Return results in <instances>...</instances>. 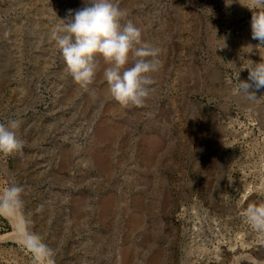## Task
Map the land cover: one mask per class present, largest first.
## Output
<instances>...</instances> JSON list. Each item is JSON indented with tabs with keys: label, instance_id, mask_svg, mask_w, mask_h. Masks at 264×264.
I'll use <instances>...</instances> for the list:
<instances>
[{
	"label": "rangeland",
	"instance_id": "374dc122",
	"mask_svg": "<svg viewBox=\"0 0 264 264\" xmlns=\"http://www.w3.org/2000/svg\"><path fill=\"white\" fill-rule=\"evenodd\" d=\"M230 2L120 0L162 48L152 99L124 108L102 61L84 91L50 39L83 0H0V122L19 121L24 141L0 154V192L24 188L25 215L56 264H192L185 232L200 212L228 237L249 203L264 202V88L250 89L255 100L238 93L264 46L250 0ZM15 229L0 216V264H32ZM246 253L231 260L255 264Z\"/></svg>",
	"mask_w": 264,
	"mask_h": 264
},
{
	"label": "clouds",
	"instance_id": "9594fccd",
	"mask_svg": "<svg viewBox=\"0 0 264 264\" xmlns=\"http://www.w3.org/2000/svg\"><path fill=\"white\" fill-rule=\"evenodd\" d=\"M246 7L252 11V38L264 46V0H250V6ZM127 16L120 0H83V6L69 10L67 18H57L50 39L64 61L66 75L82 90L88 91L94 84L102 61L103 79L112 99L124 108H143L155 93V75L162 67V48L143 39L141 30ZM245 69L248 79L239 80L238 93L255 100V91L250 89L264 88V60L252 61ZM19 126L17 120L0 122L3 156L22 151L24 141L17 135ZM23 197L22 186L9 184L4 188L0 192V216L16 221L17 242L31 254L32 264H56L55 250L31 229ZM244 217L254 231L264 235V202L249 203Z\"/></svg>",
	"mask_w": 264,
	"mask_h": 264
},
{
	"label": "built area",
	"instance_id": "2783aa9c",
	"mask_svg": "<svg viewBox=\"0 0 264 264\" xmlns=\"http://www.w3.org/2000/svg\"><path fill=\"white\" fill-rule=\"evenodd\" d=\"M200 213L185 232L188 240L187 245L190 248L188 255L192 264H237L239 260L232 261V257H238L240 253L250 252L251 246L253 247V254H258L259 248L264 251V245H261L264 243V235L254 231L246 220L243 221L246 225L242 227L234 225L235 227L231 228L227 237L226 226L222 220L209 219L202 212ZM241 214L244 215V211ZM192 225L198 228L193 231L190 229ZM235 242L239 245L232 248V244ZM224 248H228V250L223 251ZM202 249H204V254L201 253ZM258 258L264 260V256L262 258L258 256Z\"/></svg>",
	"mask_w": 264,
	"mask_h": 264
},
{
	"label": "bare ground",
	"instance_id": "6f19581e",
	"mask_svg": "<svg viewBox=\"0 0 264 264\" xmlns=\"http://www.w3.org/2000/svg\"><path fill=\"white\" fill-rule=\"evenodd\" d=\"M0 164H1L2 166L4 165V164L1 163V162H0ZM12 222L14 223L15 228H16V221H15V220H12ZM21 227H23L22 222H21ZM31 229H32V227H31ZM195 229H196V227L192 226V229H191V230H194V231H195ZM32 230H33V229H32ZM33 231H34V230H33ZM8 236H10V237H16V238H17V235H16V229H15L14 232L9 233ZM4 237H7V235H6V236L4 235ZM253 253H254V251H253V248H252V249H251V252L246 253V254L244 255V257L252 259L253 261H255V262H254L255 264H264V260H259V259L256 257V255L253 254ZM247 260H248V259H247ZM257 260H258V262H257ZM232 261H233V260H232ZM238 264H239V263H238Z\"/></svg>",
	"mask_w": 264,
	"mask_h": 264
}]
</instances>
